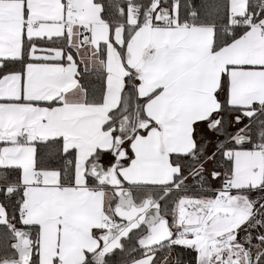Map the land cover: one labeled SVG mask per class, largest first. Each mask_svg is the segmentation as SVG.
<instances>
[{"label": "snow or ice", "instance_id": "snow-or-ice-1", "mask_svg": "<svg viewBox=\"0 0 264 264\" xmlns=\"http://www.w3.org/2000/svg\"><path fill=\"white\" fill-rule=\"evenodd\" d=\"M0 264H264V0H0Z\"/></svg>", "mask_w": 264, "mask_h": 264}]
</instances>
